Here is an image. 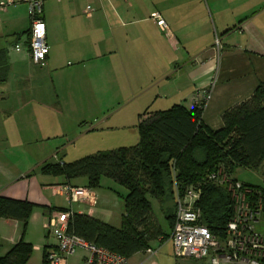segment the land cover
<instances>
[{"label": "crops", "instance_id": "crops-1", "mask_svg": "<svg viewBox=\"0 0 264 264\" xmlns=\"http://www.w3.org/2000/svg\"><path fill=\"white\" fill-rule=\"evenodd\" d=\"M88 5L94 8L91 15ZM155 11L170 24L171 37L152 19ZM43 17L50 53L45 65H37L29 49L28 4L14 0L0 8V52L8 63L6 70L0 68V194L47 206L37 207L30 217L25 240L34 246V253L26 264H42L46 251L57 247L46 224L59 208L122 225L124 209L118 215L106 206L113 202L112 196L100 206L99 189L89 188L95 204L80 202L86 206L75 211L64 187L88 188V178L44 174L42 167L51 157L30 161L27 169L14 168L9 153L24 145L43 147L66 126L68 118L62 113L66 108L78 105L91 110L74 120L87 131L106 124L109 129L122 126L128 133L123 142L133 146L139 141L138 125L145 112L176 104L192 108L196 97L207 95L202 120L219 130L225 126L224 113L249 100L264 84V0H44ZM216 33L223 44L220 54L214 48ZM20 42L23 48L18 51L15 45ZM92 106H106L102 121L94 117ZM109 106L116 112L111 113ZM129 106V111L119 113ZM20 110L25 111L26 125L15 127ZM92 119L97 122L86 125ZM37 169L40 182L31 176ZM22 232L21 222L0 219V255L21 240ZM167 241L160 237L151 243V250L129 258L133 264H171L163 252ZM87 255L79 250L70 262L85 264Z\"/></svg>", "mask_w": 264, "mask_h": 264}, {"label": "trees", "instance_id": "trees-1", "mask_svg": "<svg viewBox=\"0 0 264 264\" xmlns=\"http://www.w3.org/2000/svg\"><path fill=\"white\" fill-rule=\"evenodd\" d=\"M1 67L8 68L3 52ZM206 98L207 95L192 108L176 104L167 110L145 112L138 125L139 141L133 146L99 151L73 162L45 163L44 174L68 179L87 177L90 189L99 188L103 176L127 189L119 193L125 203L121 227L73 212L69 231L131 257L152 248L151 243L160 237L161 241L170 238L171 233L165 232L155 218L151 197L159 200L173 229L178 194L184 195L191 185L201 183L203 194L198 204L203 220L213 232L224 235L234 214V202L230 193L209 182L208 176L221 166L234 176L238 168L258 169L264 163V84L249 100L224 113L225 126L219 130L211 129L202 120ZM247 185L264 199L263 187ZM37 207L47 206L0 194V219L17 220L23 228L21 240L6 255H0V264H26L32 257L34 246L25 236ZM47 251L42 264H49Z\"/></svg>", "mask_w": 264, "mask_h": 264}, {"label": "built area", "instance_id": "built-area-1", "mask_svg": "<svg viewBox=\"0 0 264 264\" xmlns=\"http://www.w3.org/2000/svg\"><path fill=\"white\" fill-rule=\"evenodd\" d=\"M28 4L32 26L29 33V49L32 60L37 65H45L50 53L47 41V24L44 20V0H22ZM14 0L2 2L6 9ZM91 15L94 8L87 6ZM152 19L164 33L171 37L170 24L163 15L155 11ZM23 44L17 43L20 51ZM214 48L218 54L223 49L221 36L216 33ZM205 98V97H204ZM198 97L195 101L199 102ZM209 182L224 187L234 202V214L228 221L224 235H219L204 222L203 212L198 202L202 198L203 185H191L184 195L177 196V215L170 240L177 258L206 259L210 264H264V231L260 225L264 221V199L260 192L239 181L223 166L208 176ZM72 202L95 204L96 198L89 188L66 186L63 190ZM255 196L252 198V196ZM71 210H56L46 228L52 230L57 239L56 248L47 251L49 264H72L70 259L78 250L88 252L85 264H133L129 257L108 247L98 245L69 231ZM151 250V249H148Z\"/></svg>", "mask_w": 264, "mask_h": 264}, {"label": "rangeland", "instance_id": "rangeland-1", "mask_svg": "<svg viewBox=\"0 0 264 264\" xmlns=\"http://www.w3.org/2000/svg\"><path fill=\"white\" fill-rule=\"evenodd\" d=\"M105 107L106 106H92L93 108L92 113L93 115H95L94 117L98 119L97 120L98 122L102 121V119L104 118V113L108 112L107 108ZM110 108L111 106H109V110ZM130 108H131L130 106L124 107L123 110H121V112L119 113L129 111ZM21 110L14 117L15 127H17V125H21L22 123H24L22 119L25 118V115H23L25 114V111L21 113ZM90 111L91 110L86 109L84 106L80 107L78 105L77 107L72 106L66 108V111L62 112L65 113L66 117L68 118L67 119L68 121H66V126L57 129L55 133H57L58 135L52 134L53 135L52 138L46 141L47 143H45L43 147H38L37 145L35 146L24 145L27 147L23 148V146H21L18 149H14L13 154L9 153L11 157L14 158V168H16L15 166H17L19 169L22 168L27 169L28 163L30 161L35 163L40 157L42 159H47L51 157L49 159V162H55L58 161L59 159L64 162H73L87 155L97 153L99 151L113 150L122 147L123 145L132 146L131 142L130 144H125L123 142V140L125 139L124 135L127 136L128 133H124L123 129L121 128L122 126L120 128H118V126H115V128L109 129L108 124H106L105 128H103L104 126H101V128L93 131H87V128H85V126L83 128L86 129V131H84L83 128L81 129L80 122H76L74 120H77L80 117H84L83 115L87 116ZM110 111L111 113H113L116 112V109ZM106 116H108V114ZM88 121L89 122L86 125L90 124L91 122H97L94 121V119ZM24 125L26 124L24 123ZM19 131L21 132V134L24 133L21 130ZM19 138L22 141L27 140V138H25L24 136H21ZM32 167L33 164L30 166V168ZM39 170L40 169H37L36 172L32 170L31 176L36 178L40 182V179L38 178ZM235 176L239 181H241L244 184H251V185L261 186L264 188V163L258 169L238 168L235 172ZM39 182H37L36 184H39ZM97 189H99L101 193L100 206L107 204L106 206L114 211H117L118 215L120 214V211L122 209H124L125 211L124 200L119 194V193L124 194L127 192V189L124 186H122L121 184H119L118 182L114 181L109 177L103 176L101 179V186ZM110 196L114 198L111 204L106 203V202H110L107 198ZM57 200L61 201V197H59ZM62 200L65 201V199ZM151 200L153 203V211L155 214V218L159 220L164 231L169 233L170 225L162 210L159 200L154 197H151ZM73 203H74L73 208L75 211H80L81 209L84 208V206H86L84 203H80L77 201ZM64 205L67 204L65 203ZM260 228L261 230L264 231V221L260 225ZM165 244L166 245L163 247L164 250L163 252L169 256L171 260V264H205L203 259L200 260L191 257L188 258L175 257L173 254V243L171 242L170 238Z\"/></svg>", "mask_w": 264, "mask_h": 264}]
</instances>
